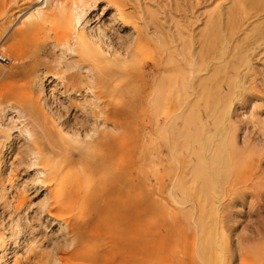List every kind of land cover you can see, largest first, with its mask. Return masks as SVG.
Wrapping results in <instances>:
<instances>
[{"label": "bare ground", "instance_id": "6f19581e", "mask_svg": "<svg viewBox=\"0 0 264 264\" xmlns=\"http://www.w3.org/2000/svg\"><path fill=\"white\" fill-rule=\"evenodd\" d=\"M94 4L93 0H0V34L12 18H18L19 29L12 35L34 41L36 48L44 51L58 48L60 53L51 62L63 72L79 71V82L56 72L47 75L60 81L64 91L81 85L85 99L96 107L108 96H121L126 103L135 95L129 88L132 76L121 62L131 60L133 53L129 47L123 51L113 45L111 25L99 19L91 26L85 19ZM190 4V10L184 9L185 19L175 20L173 32L164 30L155 12L147 7L144 10L142 27L159 54L155 62L159 75L150 82L153 94L146 99L163 117L150 121V134L138 148L118 141L117 151H106L98 129L84 133L73 129L63 118L62 102L54 106L56 96L48 94L40 74L30 81L31 90L5 104L0 102V171L12 151H21L18 143L22 139V151L30 156L29 163L36 166L37 178L45 188L39 208L48 202L59 204L60 211L75 208L72 198L77 194L88 200L79 207V214L67 221L66 229L68 226L73 233L70 243L85 233L81 220L89 210L87 202L104 201L135 218L139 234L133 233L131 241L142 242L144 252L131 264H146L151 257L146 237L154 230L161 234L165 225H170L173 234L180 228L198 233L202 264H225L227 226L240 220L245 205L252 206L247 196H255L262 184L248 182L255 175L254 146L240 145L235 117L247 113L241 111L247 108L243 91L253 82L256 66L264 68V0H192ZM115 9L110 15L114 22L122 16V9ZM188 18H194L195 33L188 28ZM149 23L158 35L149 31ZM48 25L54 33L50 40L43 34ZM9 50V58L0 52V62L7 63L0 64V77L22 66L16 44ZM71 53H76V60L67 57ZM25 72L34 73L31 68ZM113 107L100 111L118 112ZM38 136L46 140L45 148L36 143ZM120 154L123 158L115 160ZM71 167L79 169L74 179L56 178L59 171ZM100 180L107 182L105 187L97 184ZM137 183L139 189L135 190ZM7 189L0 188L4 203L10 200ZM23 200L20 194L19 203ZM117 215H106L92 226L116 220ZM14 225L19 234L20 220ZM4 236L0 230V243ZM109 242L121 246L125 240L121 236ZM31 248L27 245L24 254ZM191 259L195 264V255ZM12 264H20L18 253Z\"/></svg>", "mask_w": 264, "mask_h": 264}, {"label": "rangeland", "instance_id": "374dc122", "mask_svg": "<svg viewBox=\"0 0 264 264\" xmlns=\"http://www.w3.org/2000/svg\"><path fill=\"white\" fill-rule=\"evenodd\" d=\"M190 1L192 0H93L95 4L87 10L85 19L89 20L91 26L99 19L111 25L109 32L113 45L123 51L129 47L133 53L131 60L121 63L126 65V72L132 76L129 88L135 95L126 103L122 102L121 96H108L98 107L89 104L90 99H85L83 86L64 91V85L60 81L47 76L56 72L58 75L72 76L73 80L78 82L82 78L77 68L63 72L61 66H55L54 62H51L52 58L60 53L58 48L52 51L48 47L47 51L53 54L45 57L47 51L37 49L34 41L27 42L12 35L19 29V19L12 18L0 34V52L9 58V47L16 44L17 49H20L19 60L22 66L9 76L0 77V102L5 104L17 94L31 90L33 86L30 81L34 74H40L48 94L52 92L56 96L54 106H57L59 101L62 102L59 108L63 118L69 121L73 129L82 133L98 129L97 135L106 151H117L118 141L130 142L135 149L138 148L150 134V121L154 117H163V114H157L155 108L149 107L146 99L153 94V91L149 90L150 82L159 75L155 68L159 54L158 48L142 27L146 22L144 10L147 7L155 12L164 24V30L173 32L175 20L183 18L184 11L190 10ZM116 7L122 9V16L117 17L114 22L110 15L116 13ZM188 20L190 32L195 33L194 18ZM147 26L153 35H158L151 23ZM43 34L48 35L49 40L54 37L53 29L49 25L45 26ZM67 57L77 59L76 53L67 54ZM0 64L7 65L1 62ZM27 68H31V71L33 69L34 73L25 72ZM242 96L247 108L241 111L247 113L235 119L240 145L254 146L252 166L255 175L248 182L262 184L260 190L255 191V196H247L252 206L245 205L240 220L229 222L227 226L229 250L224 251V255L228 257L225 264H264V68L261 65L256 66L253 82L243 91ZM112 106L119 109L118 112L109 114L100 111V108L107 109ZM50 129L60 141L55 129ZM45 141L41 136L36 138L40 148H45ZM18 144L21 151H12L8 164L4 163L0 171V188H8L6 192L10 197L7 203L0 199V230L5 235L4 241L0 243L2 264H12L15 253L20 255V264H131L143 256L142 242L135 240L133 244L131 241L133 233L139 234L135 218L125 210H119L114 204L104 201L87 202L89 210L81 220L86 227L85 233L83 237L70 243L73 233L68 226L66 229L67 221L73 220V217L79 214V207L84 206L88 200L83 194H77L72 198V203L77 205L75 208L60 211L59 204L52 202H48L43 209L39 208L38 204L45 193L43 181L37 178L36 166L30 165V156L22 151L25 148L22 139ZM122 158L123 154H120L115 160ZM78 173L77 167L62 169L56 178L70 181V178L74 179ZM133 179H137L136 172H133ZM76 183L74 180L73 184ZM106 183L104 180L97 182L101 187H105ZM16 185L19 186L18 189H15ZM138 189L137 183L135 190ZM20 194L24 198L21 203ZM115 214H118V217H115L119 221L115 218L116 220L109 223L92 226L95 220ZM18 219L21 231L16 234L14 224ZM148 220H151V217ZM152 220L157 224L156 218ZM160 233L154 230L146 237L151 247V257L146 264H193L191 258L194 255L195 264H202L198 258L199 235L196 231L194 234L189 229L180 228L173 234L170 225H165ZM121 236L125 242L121 246H112L109 239H118ZM27 245L32 248L24 254Z\"/></svg>", "mask_w": 264, "mask_h": 264}]
</instances>
